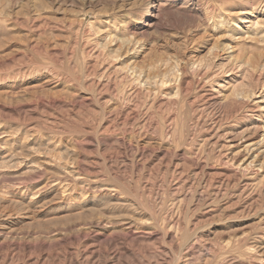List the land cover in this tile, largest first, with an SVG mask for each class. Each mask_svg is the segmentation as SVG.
<instances>
[{"label": "rangeland", "instance_id": "rangeland-1", "mask_svg": "<svg viewBox=\"0 0 264 264\" xmlns=\"http://www.w3.org/2000/svg\"><path fill=\"white\" fill-rule=\"evenodd\" d=\"M8 156L0 264H264V0H0Z\"/></svg>", "mask_w": 264, "mask_h": 264}, {"label": "bare ground", "instance_id": "bare-ground-1", "mask_svg": "<svg viewBox=\"0 0 264 264\" xmlns=\"http://www.w3.org/2000/svg\"><path fill=\"white\" fill-rule=\"evenodd\" d=\"M169 124H170V123H169ZM173 131H174V130H173ZM172 133H173V132H172ZM27 152H28V151H27ZM25 156H26V155H25ZM8 157H9V156H8ZM12 157H13V156L9 157L7 161H4V160L1 159L0 164H1L2 166H0V168H3V169H4V168H7V165L10 166V164H11L10 162H12V161L14 162V160H13L14 157H13V158H12ZM2 158H3V157H2ZM5 160H6V159H5ZM63 160H64V159H63ZM13 165H14V164H13ZM9 166H8V167H9ZM27 166H28L27 169L30 167V170H31V166H32V164L27 165ZM12 168H13V167H12ZM3 169H2V170H3ZM32 169H33V168H32ZM34 169H36V167H35ZM39 169H40V168H39ZM8 170H9V169H8ZM28 170H29V169H28ZM3 171H5V170H3ZM31 172H32V170H31ZM72 172H73V171H72ZM69 174H70V173H69ZM70 175H71V174H70ZM68 176H69V175H68ZM75 177H76V176H75ZM72 179H74V178L72 177ZM74 181H75V180H74ZM63 182H64V181H63ZM95 182H96V181H95ZM56 183H57V182H56ZM25 187H26V186H25ZM82 187H83V186H82ZM77 188H78V187H77ZM109 190H110V189H109ZM108 204H109V203H108ZM117 240H118V239H117Z\"/></svg>", "mask_w": 264, "mask_h": 264}]
</instances>
